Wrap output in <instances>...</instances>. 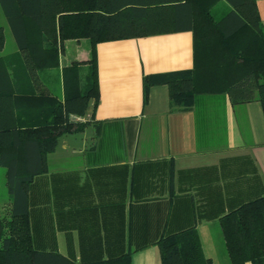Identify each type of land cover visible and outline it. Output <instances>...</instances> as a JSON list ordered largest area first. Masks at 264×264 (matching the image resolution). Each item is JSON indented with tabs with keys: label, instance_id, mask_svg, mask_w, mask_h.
<instances>
[{
	"label": "crops",
	"instance_id": "crops-1",
	"mask_svg": "<svg viewBox=\"0 0 264 264\" xmlns=\"http://www.w3.org/2000/svg\"><path fill=\"white\" fill-rule=\"evenodd\" d=\"M256 2L264 27V0ZM212 9L220 17L231 5L217 0ZM0 26L3 53L15 51L16 44L4 51L12 33L1 5ZM96 52L99 97L89 104V118L59 137L46 171L28 187L36 246H56L77 263L83 255H127L128 264H163L156 241L191 229L184 234L198 235L211 264H231L218 215L260 188L250 161L237 156L253 158L264 185L260 102L232 104L226 93H214L189 109H171L166 84L151 86L145 100V75L193 67L192 31L103 41ZM90 55L88 39H68L53 70ZM11 206L8 192L0 217Z\"/></svg>",
	"mask_w": 264,
	"mask_h": 264
},
{
	"label": "trees",
	"instance_id": "trees-1",
	"mask_svg": "<svg viewBox=\"0 0 264 264\" xmlns=\"http://www.w3.org/2000/svg\"><path fill=\"white\" fill-rule=\"evenodd\" d=\"M216 1L0 0L17 45L0 54V166L12 202L9 215L0 217V264H128L127 255H83L77 263L56 246L40 249L28 223L33 178L46 171L59 137L84 127L77 117L98 100V43L192 31L193 67L145 75V100L151 86L166 84L171 109H189L204 94L226 93L232 104L258 100L264 113V27L257 2L226 0L231 9L219 17L212 9ZM82 38L90 41L89 59L53 70L65 41ZM4 44L0 26V50ZM239 157L250 161L259 191L218 216L230 263L264 264V185L253 158ZM189 230L156 241L163 264H211L198 235L184 234Z\"/></svg>",
	"mask_w": 264,
	"mask_h": 264
},
{
	"label": "rangeland",
	"instance_id": "rangeland-1",
	"mask_svg": "<svg viewBox=\"0 0 264 264\" xmlns=\"http://www.w3.org/2000/svg\"><path fill=\"white\" fill-rule=\"evenodd\" d=\"M87 42V40H84ZM15 40L13 35H11L10 33H8V38L6 41V45H5V50L4 51H10L13 50L14 45H15ZM75 41L74 40H70L69 42V46H68V52L70 54H74L76 53V48H75ZM4 48V46H3ZM3 48L0 50V54L6 55L8 53H3ZM5 167H0V203H5L7 201V197H8V191H7V187L5 185Z\"/></svg>",
	"mask_w": 264,
	"mask_h": 264
},
{
	"label": "built area",
	"instance_id": "built-area-1",
	"mask_svg": "<svg viewBox=\"0 0 264 264\" xmlns=\"http://www.w3.org/2000/svg\"><path fill=\"white\" fill-rule=\"evenodd\" d=\"M88 118H89V116H79V117H77V119L81 120V121H85Z\"/></svg>",
	"mask_w": 264,
	"mask_h": 264
}]
</instances>
